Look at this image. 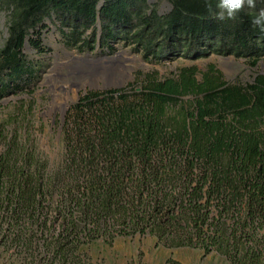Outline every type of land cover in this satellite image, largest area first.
Wrapping results in <instances>:
<instances>
[{
    "label": "trees",
    "instance_id": "1",
    "mask_svg": "<svg viewBox=\"0 0 264 264\" xmlns=\"http://www.w3.org/2000/svg\"><path fill=\"white\" fill-rule=\"evenodd\" d=\"M154 1L0 0L10 16L0 100L36 80L25 48L44 51L46 20L80 52L125 42L156 63L264 59V32L249 22L256 9L218 20L215 0ZM139 87L81 94L60 124L59 160L0 125V251L27 264H89L86 245L150 236L264 264V73L231 83L214 64L192 65L149 73Z\"/></svg>",
    "mask_w": 264,
    "mask_h": 264
},
{
    "label": "rangeland",
    "instance_id": "2",
    "mask_svg": "<svg viewBox=\"0 0 264 264\" xmlns=\"http://www.w3.org/2000/svg\"><path fill=\"white\" fill-rule=\"evenodd\" d=\"M151 2L155 3L154 0ZM160 4L161 12L170 9L166 2ZM9 19V12L0 5V50L9 35ZM59 27L53 20L45 21L41 36L43 52L26 45L25 54L35 62L37 78L33 84L0 100V125L8 122V132L28 135L39 153L51 160H59L63 152L60 124L69 108L87 90L120 89L132 83L140 88L144 76L149 73L156 72L161 78L173 77L181 68L192 65L203 70L214 64L231 83H250L258 74L264 73V59L252 66L244 58L214 54L199 60L179 57L150 62L142 52L125 42L114 43L111 49L98 47L94 51L80 52L64 44ZM118 54L122 57L119 61L108 63L75 60L81 56L112 59ZM82 251L89 264H229L216 253L204 255L198 249L167 248L158 245L150 236L118 237L110 244L95 241L84 246ZM19 259L11 249L5 251L2 248L0 251V264H27Z\"/></svg>",
    "mask_w": 264,
    "mask_h": 264
},
{
    "label": "clouds",
    "instance_id": "3",
    "mask_svg": "<svg viewBox=\"0 0 264 264\" xmlns=\"http://www.w3.org/2000/svg\"><path fill=\"white\" fill-rule=\"evenodd\" d=\"M261 0H215V18L231 20L241 11L242 8L256 9L250 14V24L259 31L264 32V7L257 8V3ZM211 10V9H210Z\"/></svg>",
    "mask_w": 264,
    "mask_h": 264
},
{
    "label": "bare ground",
    "instance_id": "4",
    "mask_svg": "<svg viewBox=\"0 0 264 264\" xmlns=\"http://www.w3.org/2000/svg\"><path fill=\"white\" fill-rule=\"evenodd\" d=\"M119 57L122 58L121 54H118L117 56H114L112 59H109L107 57H100V59L96 58L97 59L96 60L94 58H87V57L81 56L79 58L75 57L76 58L75 60H78V61L83 62V63H93L95 61H99V62L95 63V64H98L100 62H107L108 63L109 61H119Z\"/></svg>",
    "mask_w": 264,
    "mask_h": 264
}]
</instances>
